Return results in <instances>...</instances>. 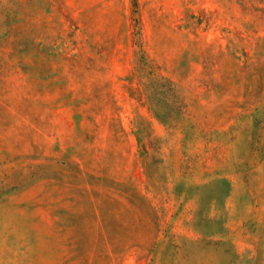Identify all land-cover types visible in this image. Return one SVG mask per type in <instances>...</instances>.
<instances>
[{"label":"rangeland","instance_id":"1","mask_svg":"<svg viewBox=\"0 0 264 264\" xmlns=\"http://www.w3.org/2000/svg\"><path fill=\"white\" fill-rule=\"evenodd\" d=\"M0 264H264V0H0Z\"/></svg>","mask_w":264,"mask_h":264}]
</instances>
